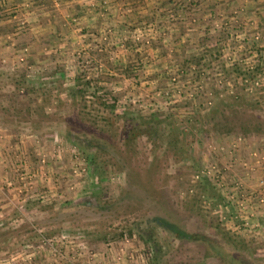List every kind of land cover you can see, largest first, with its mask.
<instances>
[{
	"label": "rangeland",
	"instance_id": "1",
	"mask_svg": "<svg viewBox=\"0 0 264 264\" xmlns=\"http://www.w3.org/2000/svg\"><path fill=\"white\" fill-rule=\"evenodd\" d=\"M117 1L121 26L85 47L0 57V180L32 181L20 195L0 185V260L149 264L150 224L164 264H264V0ZM74 85L86 96L72 100ZM124 112L170 129L133 132ZM87 135L88 151L73 139ZM101 178L100 203H82Z\"/></svg>",
	"mask_w": 264,
	"mask_h": 264
},
{
	"label": "crops",
	"instance_id": "2",
	"mask_svg": "<svg viewBox=\"0 0 264 264\" xmlns=\"http://www.w3.org/2000/svg\"><path fill=\"white\" fill-rule=\"evenodd\" d=\"M146 3L157 6L155 1ZM120 9L117 0H0V57L10 61L19 55L39 56L42 50L47 53L45 50L50 47L60 53L85 47V42L94 36L88 34L90 31L97 28L98 35L110 25L113 28L121 26L115 20ZM10 138L6 130L0 131V173L3 174L9 169L3 154ZM5 182L1 179L0 185L7 184ZM4 194L0 187L1 206L8 200ZM84 255L79 252V260ZM96 264L104 262L97 258Z\"/></svg>",
	"mask_w": 264,
	"mask_h": 264
},
{
	"label": "trees",
	"instance_id": "3",
	"mask_svg": "<svg viewBox=\"0 0 264 264\" xmlns=\"http://www.w3.org/2000/svg\"><path fill=\"white\" fill-rule=\"evenodd\" d=\"M87 90L88 89L85 86L74 85L68 89V95L70 96L72 100H75L76 97L78 96H82V97L86 96ZM91 93L95 95L97 92L94 90ZM237 112L238 111H234L235 117H237L234 120H237L238 122H240V126H239L240 128H243L244 130H247V131H250V130L258 131L259 130L260 124L257 123L258 121L256 122V120H253L255 123L252 120H249L246 122L242 121V119L237 116ZM122 115H121L122 117H126L129 119L131 123V131L133 132H136V131L142 132L145 129L149 130L150 132L152 131L159 132L161 129H164V131L165 129H170V126L168 124L167 126H164V128H162L160 124H155V123H153L149 129H147L148 127H146L145 122L140 121V118H138L134 114L130 112H124V114ZM227 118L228 117L225 116V120ZM225 129L231 130L232 128L225 127ZM69 137L72 138L70 134H69ZM73 139L80 146L84 147L86 151H88L90 148L94 146L92 139L90 138L89 135L81 136V138L75 137ZM88 156H89V161H91L92 155H88ZM93 170L97 172L105 171V169H101V167L99 166L97 167V165L94 166ZM102 180H103L102 178L101 180H95V181L92 180V183H91L89 191L87 192L86 198H82L81 200L82 203H84L87 206H97L100 203L102 196L105 194L104 191L106 190V187L101 185ZM150 223H153L155 226L160 227L163 231H167L171 233L175 238H179L182 240H195L199 237L198 234L190 233L182 229L181 227H179L177 224L170 222L166 219H162L157 216L151 217ZM151 227L152 226L150 224H147V226H145V228L141 231V235L144 237L147 243V247H149L151 251L150 258H149V264H164L163 263L164 257H163V251H162L161 245L159 244V241L156 238H154V232L152 231ZM194 264H201V263H194Z\"/></svg>",
	"mask_w": 264,
	"mask_h": 264
},
{
	"label": "built area",
	"instance_id": "4",
	"mask_svg": "<svg viewBox=\"0 0 264 264\" xmlns=\"http://www.w3.org/2000/svg\"><path fill=\"white\" fill-rule=\"evenodd\" d=\"M14 166V164H12ZM17 166H20L19 164ZM27 174L22 171V172H19V181L20 182H13V184H11L9 187V189L7 188V185L9 184H6V188L10 191V192H13L14 194H18L20 195V193L24 192V194L27 192V191H30L31 189V185H32V181H31V178L30 176H26ZM12 183V182H11ZM45 186V185H44ZM46 192H42L40 194H42V198L43 199H47L48 198V195L45 194ZM38 195V194H36ZM231 199L233 200V196L231 195L230 196ZM257 201H260V203H262L264 201V199L262 198V196H258L257 198ZM242 202V200H241ZM57 254L60 255L59 258H65L63 257L65 255V251L64 250H58L57 251ZM26 260H28L27 262L29 263H33L34 261L32 260V257L30 256V254L27 255L26 257ZM0 263L1 264H15V261H14V258H10L8 260H0Z\"/></svg>",
	"mask_w": 264,
	"mask_h": 264
}]
</instances>
